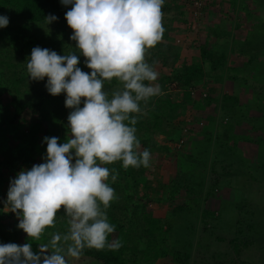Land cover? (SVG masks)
I'll return each mask as SVG.
<instances>
[{"label":"trees","instance_id":"1","mask_svg":"<svg viewBox=\"0 0 264 264\" xmlns=\"http://www.w3.org/2000/svg\"><path fill=\"white\" fill-rule=\"evenodd\" d=\"M187 2L190 1L165 0L163 38L146 53L147 62H155L159 73L157 83L162 89L161 95L142 105L143 114L135 125L140 150L151 152L150 167L123 169L120 162L108 166L118 172L114 183L109 178L117 196L107 209L109 221L116 229L109 241L119 240L122 247L85 249L81 258L72 264H156L163 260H168L166 264H181L188 261L189 254L180 253L171 244L176 229L173 218L190 212L188 200H200L205 165L195 162L196 166H191L196 160L194 155L159 145L158 137L174 144L194 133L206 137L207 142L213 136L219 146L227 147L231 157L243 166L249 161L242 155L240 145L247 143L256 148L260 158L255 164L249 162V168L246 166L249 179L256 180L255 170L257 174L264 172V90L258 86L256 91L255 87L250 91L248 87L253 81L247 73L256 74L255 82L258 83L259 78L264 82V72L254 66V63L259 64L257 58L262 54L264 44L260 42L262 46L259 47L247 39L246 47L234 44V40L224 38L227 34L223 28L217 27L218 31L210 27L204 39L193 41L186 46L187 54H181L176 47L174 30L176 24L186 30L188 21L182 7ZM70 7L62 5L60 0H0V15L9 18L8 26L0 29V243L22 245L28 242L26 234L17 228L15 215L3 212V195L9 188L8 174L15 178L22 169H31L34 164L43 162L47 147L42 143L44 137L57 136L60 143L65 141L70 110L65 107L64 94L49 95L45 88L47 78L41 82L29 81L25 62L37 46L61 55L71 50L69 46L75 47L69 39L72 30L67 24L64 25L66 28L55 24V31L42 38L34 34L36 42L31 46V25L44 21L43 17L49 14L55 15L56 21H61L62 17L65 20ZM235 49L245 56L246 65L241 66L244 64L241 61L242 64L236 66L229 61V54ZM250 65L253 68L249 69ZM79 66L83 71H90L81 61ZM230 71L233 75H229ZM225 80L237 84V90L242 89L245 97L248 94L250 98H244L246 102L242 104L241 96L223 93ZM119 87L113 80L105 84L104 90L111 95ZM251 109L257 110L258 115L250 117L248 111ZM245 123L251 126L250 132L242 127ZM24 124L26 129H23ZM256 132L260 136L253 141L249 135ZM173 153L178 163L176 170L170 171ZM229 171L230 165L222 167L224 175ZM221 179L218 175L210 181L206 198L222 189ZM152 204H159V209H153ZM197 216L220 220L217 213L206 209ZM66 230V218L58 213L55 227L46 229L39 241L32 242L33 251H38L39 243L48 242L52 232L64 233ZM187 244L191 245L190 242ZM231 244L238 252L237 239H231ZM251 244V240L243 243L245 248Z\"/></svg>","mask_w":264,"mask_h":264},{"label":"clouds","instance_id":"2","mask_svg":"<svg viewBox=\"0 0 264 264\" xmlns=\"http://www.w3.org/2000/svg\"><path fill=\"white\" fill-rule=\"evenodd\" d=\"M189 1L182 7L186 30L191 29L190 16L200 23L204 8L211 5V0H204L195 11L194 0ZM60 3L71 6L65 20L75 47L69 46L63 55L34 47L25 64L29 81L47 78L49 95L64 94L70 110L66 137L63 143L57 136L44 137L43 162L10 179L3 209L15 215L28 242L0 243V264H72L85 249H119L121 241H109L116 229L107 214L117 198L109 178L114 183L118 172L108 166L120 162L123 169H139L151 164V152L140 150L135 125L142 105L162 94L155 62H147L146 53L163 38L165 0ZM43 19L48 26L58 18L49 14ZM8 24L9 18L0 15V29ZM81 57L90 71L79 66ZM113 80L120 87L109 95L105 84ZM58 213L66 218L67 230L52 232L34 252L32 242L55 227Z\"/></svg>","mask_w":264,"mask_h":264},{"label":"rangeland","instance_id":"3","mask_svg":"<svg viewBox=\"0 0 264 264\" xmlns=\"http://www.w3.org/2000/svg\"><path fill=\"white\" fill-rule=\"evenodd\" d=\"M222 1L228 4L226 0H220L218 5L221 7H224L223 3H221ZM230 2V5L237 9V11H226L220 6L221 10H219L218 6L215 5V10L209 9L208 7L210 6L204 8L200 23H198L196 18L190 16L189 23L191 29L183 30L182 33L178 34L176 39V47L180 50L181 54H187L185 50L186 46L191 45L193 41L205 38L207 23H210L212 21L211 17H215V15V19L212 18L214 23L213 28L216 29L215 25L224 28L225 32H227V36H224V38L228 39V41L229 39L234 40V44H242L245 47L247 46L246 39L248 42L256 43L259 47L262 46L261 43L264 44V0H231ZM60 19L61 21H55L48 26L44 21L31 25L33 32L31 46H34L36 42L34 34L42 38L55 31V24L66 26V20L63 17ZM216 30L219 31L218 28ZM26 35H29V33H26ZM230 54L229 61L231 63L240 66L242 61L244 64L241 66L246 65L245 56H241L236 49ZM80 61L84 63V58L81 57ZM257 61L259 64L254 63L255 68L264 72V49L262 54H259ZM251 68H253L252 65H250L249 69ZM229 73V75H233L231 71ZM247 73L253 81V86L250 85L248 89L252 91L255 87L254 90L256 91L259 86L264 90V82H261L262 78H259V82L257 83L254 81V77L256 79L254 75L256 74L253 72ZM222 91L223 93H233L241 96L242 104L250 98L248 94L245 97L244 91L242 89L237 90V84L231 83L229 80L223 82ZM257 113L258 111H254V109L248 111L250 117L257 116ZM242 127L245 131H251V126L246 123ZM23 129H26L25 124ZM257 136H260L259 132L250 134L249 138L255 141ZM158 138L160 139L159 145L174 147L175 149L184 151V153L188 152L194 155L196 160L191 166H196L195 162L205 165L203 171L205 183L202 190H200V200H188L190 212L187 214L184 212L173 218L176 229L173 230V241L171 244L175 245L177 247L176 250L180 253L189 254L188 261L181 264H264V172L262 171V173L257 174L256 170L253 171L256 177V180L253 181L249 179L248 171L246 170L247 165H250V163L255 164L258 159L260 160L256 148L247 143L240 145L242 149L244 148V150L239 148L242 155L250 162H248L246 167L240 165L236 158L231 157L227 147L223 148L219 146L216 138L213 136L211 137V141L207 142L206 137L203 138L198 133H194L192 136L184 137L185 139H182L183 141L178 142V144L168 143L163 141L161 137ZM176 162L178 163L177 156L173 153L169 165L170 171L176 170ZM225 165H230L228 175H224L222 172V167ZM179 166L180 164H178ZM254 166L256 167V165ZM218 175L222 177L221 180L224 183L222 189L215 191V195L206 198L210 181ZM8 176L10 179H14L13 174H8ZM190 186L196 190L195 186ZM190 197L192 199L196 198L194 196ZM151 207L159 209V204H152ZM204 209L217 213L220 220H205L197 216ZM3 212L7 213V209H3ZM215 216L217 215L215 214ZM233 238L237 239L239 245L238 252L235 251L233 244H231V239ZM249 240L252 241V244L245 248L243 243ZM187 242H190L191 245H188ZM163 261L156 264H166L168 262V260Z\"/></svg>","mask_w":264,"mask_h":264},{"label":"crops","instance_id":"4","mask_svg":"<svg viewBox=\"0 0 264 264\" xmlns=\"http://www.w3.org/2000/svg\"><path fill=\"white\" fill-rule=\"evenodd\" d=\"M227 2L226 3H228V4H225V2H221V3H223V5H224V7H221L220 5H218L219 3H220V0L219 1H215V0H211V5H210V7H208L209 9L211 8V9H216V7L214 8V6L216 5V6H218V9L219 10H221V8H223V10H234V11H237V9H235V8H233L231 5H230V1L231 0H226ZM222 5V4H221ZM221 8H220V7ZM209 17H211V16H209ZM215 17H216V15H215ZM215 17H211V20L212 21H210V23H207V29H206V31L211 27V28H213V26H214V23H213V19H215ZM213 18V19H212ZM215 26H217V25H215ZM183 29V27H179L177 24L175 25V32H174V38H177V36H178V34L179 33H182V30ZM206 33V32H205Z\"/></svg>","mask_w":264,"mask_h":264},{"label":"built area","instance_id":"5","mask_svg":"<svg viewBox=\"0 0 264 264\" xmlns=\"http://www.w3.org/2000/svg\"><path fill=\"white\" fill-rule=\"evenodd\" d=\"M203 3H204V0H194V10L198 11L203 6ZM194 14H196V12ZM6 197H7V193H5L3 195L2 201H5ZM0 204H1V202H0Z\"/></svg>","mask_w":264,"mask_h":264}]
</instances>
